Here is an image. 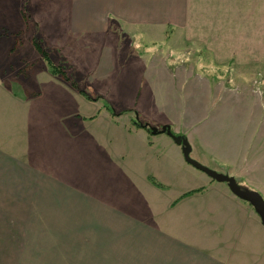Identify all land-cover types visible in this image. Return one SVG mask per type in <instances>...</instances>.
<instances>
[{
	"label": "crops",
	"instance_id": "crops-1",
	"mask_svg": "<svg viewBox=\"0 0 264 264\" xmlns=\"http://www.w3.org/2000/svg\"><path fill=\"white\" fill-rule=\"evenodd\" d=\"M13 2L20 15L24 0ZM160 3L28 0L46 47L104 99L34 65L14 90L3 63L0 264H264V225L251 205L188 164L166 133L133 123L136 111L151 126L168 125L186 136L191 157L251 188V104L241 109L242 92L217 88L222 30L219 40L217 28L215 40L204 36L209 52L199 55L211 63L203 72L184 74L182 59L151 65L145 50L122 48L123 28H159ZM11 49L0 46L4 59Z\"/></svg>",
	"mask_w": 264,
	"mask_h": 264
},
{
	"label": "rangeland",
	"instance_id": "rangeland-1",
	"mask_svg": "<svg viewBox=\"0 0 264 264\" xmlns=\"http://www.w3.org/2000/svg\"><path fill=\"white\" fill-rule=\"evenodd\" d=\"M167 1L169 0H161L159 5L161 23L153 34L141 35L138 28H123L122 48L129 53V56L145 50L147 54L145 57L150 61L159 59L160 66L164 65L163 61L166 59H182V61L187 59L185 61L187 63L182 61L177 63L176 67L180 71L184 74L191 70L203 72L200 66H209L211 63V59L204 61L206 53L209 52L204 51L203 48L204 36L210 33L211 35L206 39L215 40V32L210 29L217 28L219 40L220 30H222V39L220 38L222 41L218 42L223 44L224 66L216 69L219 75L217 88L219 89L222 83L224 91L242 92L241 99L234 100L240 103L241 109L244 105L251 104V189L257 190L264 198V0H174L175 3ZM13 4V0H3L4 9L0 10V24L5 22L7 26L10 25L9 28L0 26V46L12 48L11 58L8 56L9 58L4 59L0 54L2 77L7 78L3 63L11 66L9 71L15 81L12 84L14 90H18L21 86L18 84L19 79L26 77L33 65L42 73L48 72L64 79H66L65 76H71L70 69L65 68L62 63L67 60L65 55L63 57L58 52L59 57H57L56 52L49 50L41 35L39 36L38 25L33 21L28 10V0H24L19 8L20 15L16 14L17 10ZM36 44L46 47L47 58L63 72V75L53 74L48 69L49 64ZM170 48L173 51H188V56L186 59L172 54L168 56ZM195 61L199 63L195 64ZM153 64L157 66L158 63ZM211 81L209 86L213 91L216 80ZM1 85L11 86L8 83ZM79 85L94 97L89 100L104 99L86 82ZM248 93H251V98L246 96ZM6 100L7 97H0V109L5 108ZM200 100L203 104L206 101L203 96ZM104 106L108 107L106 103ZM203 109L204 105L201 113ZM135 113L136 111L133 112V116ZM136 115L145 122L138 113ZM218 172L226 174L225 171L218 170ZM200 173L204 174L202 171ZM238 182L246 185L247 181L239 180ZM219 183L226 186L224 182Z\"/></svg>",
	"mask_w": 264,
	"mask_h": 264
},
{
	"label": "water",
	"instance_id": "water-1",
	"mask_svg": "<svg viewBox=\"0 0 264 264\" xmlns=\"http://www.w3.org/2000/svg\"><path fill=\"white\" fill-rule=\"evenodd\" d=\"M150 129L153 134L161 132L170 136L171 139L181 147L183 159L188 164L204 172L211 179L217 182H224L233 195L248 202L252 206L253 210L258 215L261 224L264 225V198L257 190L245 187L233 176L211 169L191 157V146L186 136L173 133L168 125H162L159 129L155 126H151Z\"/></svg>",
	"mask_w": 264,
	"mask_h": 264
},
{
	"label": "trees",
	"instance_id": "trees-1",
	"mask_svg": "<svg viewBox=\"0 0 264 264\" xmlns=\"http://www.w3.org/2000/svg\"><path fill=\"white\" fill-rule=\"evenodd\" d=\"M36 47L41 51L42 55L46 58L48 64H49V69L50 71L53 73V74H61L63 75V72H61V70H59L58 67H56V65H53L50 60L47 58V54H46V47L44 46H41L39 44H36ZM65 76V75H64ZM65 78L69 81V83L74 87L76 88L82 95H84L87 99H94V97H92L88 92H86L84 89L80 88L79 85L77 84V82L75 81V79H73L71 76H65ZM109 110L111 111V113L113 115H117V114H120L119 112H116L114 111L112 108L108 107ZM137 113H135V116L133 118V123L136 125V126H139V127H143L145 128L147 131H149L151 133V125L147 122H143L141 121L137 115ZM152 182L156 185H159L157 184L154 180H152ZM245 187H248L246 185H243ZM250 188V187H248Z\"/></svg>",
	"mask_w": 264,
	"mask_h": 264
}]
</instances>
